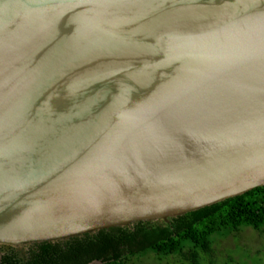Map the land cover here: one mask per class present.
<instances>
[{"label": "water", "instance_id": "water-1", "mask_svg": "<svg viewBox=\"0 0 264 264\" xmlns=\"http://www.w3.org/2000/svg\"><path fill=\"white\" fill-rule=\"evenodd\" d=\"M260 186L264 0H0V251Z\"/></svg>", "mask_w": 264, "mask_h": 264}, {"label": "trees", "instance_id": "trees-1", "mask_svg": "<svg viewBox=\"0 0 264 264\" xmlns=\"http://www.w3.org/2000/svg\"><path fill=\"white\" fill-rule=\"evenodd\" d=\"M249 227L264 229V186L170 219L168 223H137L26 249L25 262L9 247L0 264H130L133 257L153 253L157 259L179 256L181 264L215 261L216 237ZM223 264H240L232 258Z\"/></svg>", "mask_w": 264, "mask_h": 264}, {"label": "rangeland", "instance_id": "rangeland-1", "mask_svg": "<svg viewBox=\"0 0 264 264\" xmlns=\"http://www.w3.org/2000/svg\"><path fill=\"white\" fill-rule=\"evenodd\" d=\"M213 249V257L217 263L223 264L224 260L232 258L240 264H264V229L257 231L245 227L236 234L230 233L224 237H216ZM6 251H0V259ZM180 260L179 256L160 260L153 253H147L140 257H133L130 264H181ZM93 264H99V262Z\"/></svg>", "mask_w": 264, "mask_h": 264}]
</instances>
